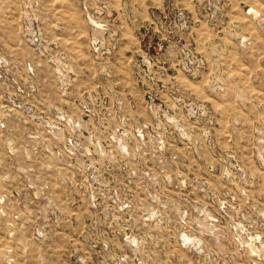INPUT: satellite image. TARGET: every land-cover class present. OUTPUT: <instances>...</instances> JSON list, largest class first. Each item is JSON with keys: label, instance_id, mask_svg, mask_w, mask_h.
<instances>
[{"label": "rangeland", "instance_id": "obj_1", "mask_svg": "<svg viewBox=\"0 0 264 264\" xmlns=\"http://www.w3.org/2000/svg\"><path fill=\"white\" fill-rule=\"evenodd\" d=\"M0 264H264V0H0Z\"/></svg>", "mask_w": 264, "mask_h": 264}]
</instances>
